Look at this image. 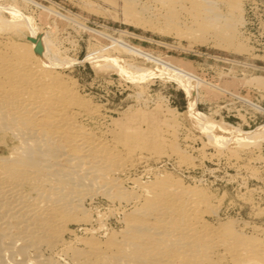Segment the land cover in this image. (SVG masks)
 I'll return each instance as SVG.
<instances>
[{"label": "bare ground", "instance_id": "obj_1", "mask_svg": "<svg viewBox=\"0 0 264 264\" xmlns=\"http://www.w3.org/2000/svg\"><path fill=\"white\" fill-rule=\"evenodd\" d=\"M11 1L0 2V264H264V205L245 193L237 201L250 215L232 214L237 204L227 193L183 173L196 169L208 145L230 166L264 140V123L242 130L209 120L193 96L195 86L211 84L186 64L160 58L152 71L180 84L186 125L168 108L155 126L136 128L129 108L114 120L112 110L81 90L75 59L61 56L50 28ZM249 1L120 6L141 27L241 50L253 37L246 29ZM87 59L96 73L114 68L132 81L146 72L109 54ZM244 82L264 90V77Z\"/></svg>", "mask_w": 264, "mask_h": 264}, {"label": "rangeland", "instance_id": "obj_2", "mask_svg": "<svg viewBox=\"0 0 264 264\" xmlns=\"http://www.w3.org/2000/svg\"><path fill=\"white\" fill-rule=\"evenodd\" d=\"M14 1L25 15L31 16L45 29L50 28V34L55 36L51 37L60 47L61 56H69L73 61L75 59L72 63L73 76L81 84V90L112 110L111 117L114 120L121 118L124 109L129 108L124 113L133 117L136 128L140 124L141 128L155 126L168 108L176 112L180 123L186 125L180 117L186 105L180 84L165 72L152 71L160 58L178 65L186 64L185 67L196 77L213 85L201 83L194 87L196 109L209 120L223 128L234 126L242 130L254 129L264 123V90L244 82L254 76L264 77V24L263 27L259 26L260 22H264V0H250L246 5V29L253 37L244 42L246 45L241 50L213 44L212 38L203 42L188 35L181 36L179 33V37L177 33H160L154 28L136 25L123 16L121 0ZM98 52L116 56L123 60L121 63L146 72L141 80L136 81L121 76L114 68L96 73L87 58L89 54ZM192 133L205 140L197 131L192 130ZM200 141L197 139L191 144L198 147ZM252 145V152L240 154L239 159L234 160L236 163L232 160L234 158L230 159L234 166H229L226 159H216L212 155V147L208 145L203 160L197 158L196 169L189 168L187 172L184 169L183 173L201 179L219 194L227 193L225 195L237 204L230 208L232 214L244 209L241 215H250L248 205L247 208L239 207V196L250 193L253 205H264V140ZM190 152L197 157L199 155L197 151Z\"/></svg>", "mask_w": 264, "mask_h": 264}]
</instances>
